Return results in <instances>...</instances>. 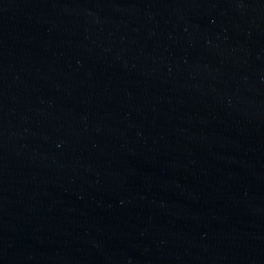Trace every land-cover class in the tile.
Segmentation results:
<instances>
[{"label": "water", "instance_id": "obj_1", "mask_svg": "<svg viewBox=\"0 0 264 264\" xmlns=\"http://www.w3.org/2000/svg\"><path fill=\"white\" fill-rule=\"evenodd\" d=\"M0 264H264V0H0Z\"/></svg>", "mask_w": 264, "mask_h": 264}]
</instances>
